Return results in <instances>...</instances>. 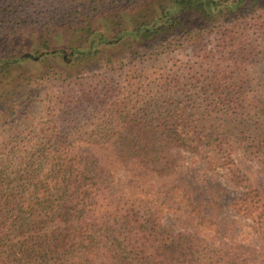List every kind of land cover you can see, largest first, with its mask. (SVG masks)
Listing matches in <instances>:
<instances>
[{"label": "trees", "instance_id": "trees-1", "mask_svg": "<svg viewBox=\"0 0 264 264\" xmlns=\"http://www.w3.org/2000/svg\"><path fill=\"white\" fill-rule=\"evenodd\" d=\"M104 4L115 11L95 20ZM184 46L187 58L173 57ZM260 54L264 0H0L1 100L23 84L41 97L54 89V111L75 93L112 112L77 141L44 135L33 153L1 157L0 264H264V197L234 157L264 167V108L249 97L264 90ZM26 61L45 69L16 82ZM175 148L242 189L229 206L251 220L259 250L213 231L182 189L159 196Z\"/></svg>", "mask_w": 264, "mask_h": 264}, {"label": "rangeland", "instance_id": "rangeland-1", "mask_svg": "<svg viewBox=\"0 0 264 264\" xmlns=\"http://www.w3.org/2000/svg\"><path fill=\"white\" fill-rule=\"evenodd\" d=\"M121 5L125 4L122 3ZM112 6L104 4L94 15V19L98 20L110 15L115 11V9L113 11L109 10ZM118 10L127 15L130 8L122 7ZM195 21L196 19L193 18V22ZM22 32L27 38H35L38 33V31L31 28L23 29ZM62 32L60 28L56 27L54 29L53 33L57 34V37L54 38V44L63 42ZM207 41H210V39L206 38L202 43ZM31 45L35 44L31 43ZM20 46L27 47L25 43ZM190 49L189 46L178 48L177 51L173 49L172 55L179 60L184 56L187 58ZM116 54L124 56L125 51L121 50ZM256 58L255 64L257 62L263 63L262 54L256 56ZM22 64L16 70V82L19 81L18 72H21L24 78L27 74L38 73L45 69L44 64L41 62L26 61ZM94 69L91 70L94 71ZM78 71V69H75L73 73H80ZM116 80L113 76V83ZM6 84L7 81L0 82V121L6 124L5 129L0 130V159H3L1 157L7 158L6 156H10L15 162L25 151L28 154L33 153L36 147L35 142L44 135H52L53 137H65L66 135L65 139L68 141H77L85 137L86 134H94L95 131L92 132L94 128H99V131H101L102 126L107 123L106 119H110L112 115L111 111L105 113L103 109L105 107L110 108L108 106L102 108L103 102L98 100L99 98L96 100H81L79 95L75 93L71 95L72 100L69 103L59 105L60 110L54 111L52 109L55 107L54 102H52L54 89L52 92H45L41 97L37 96V91L24 87L23 84L19 88H14L13 85L14 89L11 90L10 96L4 98L5 100H1V93L10 90V85L7 86ZM113 87H116V85H113ZM99 94L101 98L107 99L104 91L99 92ZM138 95L141 99L151 97L146 90L139 91ZM157 95L160 96L159 93ZM249 97L257 106L264 108V90L252 92ZM47 99H51V101L47 102ZM25 101H27L25 110L20 112L19 105L25 103ZM45 127H47L46 130L41 131ZM75 150L81 154H86L93 149L82 146ZM172 152L178 157V164L171 174L161 177L158 181L156 180L159 196L163 198L170 196L169 193L174 187L182 189L187 194L190 202L197 207L200 214L216 224L213 231H225L244 245L259 250L262 244L254 233L251 220L234 213L229 206L241 194L242 189L230 181L223 169L219 168L214 171L206 169L201 159L194 158L192 153L184 149L175 148L172 149ZM234 157L241 170L250 177L253 186L258 188L264 197V167L256 159L243 155L242 151L235 152ZM1 168L2 165H0ZM163 221L166 225L177 228L176 219L172 213L165 215Z\"/></svg>", "mask_w": 264, "mask_h": 264}]
</instances>
